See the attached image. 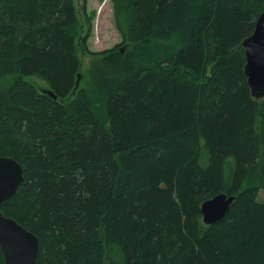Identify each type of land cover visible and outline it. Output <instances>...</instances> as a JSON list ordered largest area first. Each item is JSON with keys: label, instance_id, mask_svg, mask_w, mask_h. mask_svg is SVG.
I'll return each mask as SVG.
<instances>
[{"label": "trees", "instance_id": "1", "mask_svg": "<svg viewBox=\"0 0 264 264\" xmlns=\"http://www.w3.org/2000/svg\"><path fill=\"white\" fill-rule=\"evenodd\" d=\"M110 2L132 48L90 52L92 89L73 92V0H0V80L18 76L0 156L23 172L0 212L37 237L33 264H264V96L241 45L264 0ZM219 194L234 201L204 225Z\"/></svg>", "mask_w": 264, "mask_h": 264}, {"label": "water", "instance_id": "2", "mask_svg": "<svg viewBox=\"0 0 264 264\" xmlns=\"http://www.w3.org/2000/svg\"><path fill=\"white\" fill-rule=\"evenodd\" d=\"M245 55L244 75L253 98L264 96V12L256 19L252 34L242 42ZM75 81L76 90L79 81ZM52 99L56 96L46 91ZM23 181L21 165L14 159L0 156V205L11 198ZM233 196L216 195L202 203V223L211 225L221 220L229 211ZM0 251L4 264H33L39 252L35 235L0 212Z\"/></svg>", "mask_w": 264, "mask_h": 264}, {"label": "rangeland", "instance_id": "3", "mask_svg": "<svg viewBox=\"0 0 264 264\" xmlns=\"http://www.w3.org/2000/svg\"><path fill=\"white\" fill-rule=\"evenodd\" d=\"M73 7L78 30V35L74 41L75 56L80 64V77L77 88L90 91L92 89L91 64L93 61L90 52L99 53L114 47L131 49L132 45L123 43L121 35L114 26L110 0H73ZM166 46L167 43L164 47ZM16 77L18 76L9 75L2 78L0 80V89L7 87ZM22 79L34 86L38 93H44L49 90L46 81L38 75L26 76L22 77ZM71 98L72 95H69L68 100ZM256 200L264 203V187L258 192Z\"/></svg>", "mask_w": 264, "mask_h": 264}]
</instances>
